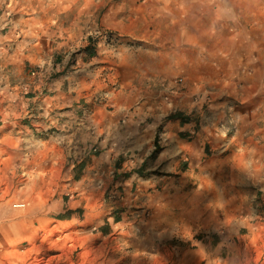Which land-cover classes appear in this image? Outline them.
Returning <instances> with one entry per match:
<instances>
[{
	"label": "crops",
	"instance_id": "1",
	"mask_svg": "<svg viewBox=\"0 0 264 264\" xmlns=\"http://www.w3.org/2000/svg\"><path fill=\"white\" fill-rule=\"evenodd\" d=\"M160 1L166 4V1L180 0L3 1L5 8L0 15V146L12 147L13 153L0 154V161L16 157L25 161L30 155L27 150L31 151L28 146L33 145L31 156L35 159L36 175L35 184L30 188L88 189L95 193L105 189L170 192L172 189H197L190 184L221 173L211 170L210 166L222 159V153L229 150L231 143L218 137L214 124H198L203 107L190 100L196 94L206 96L208 91L202 83L212 81L196 70L211 66L208 59L200 56V51L207 47L202 42V25H199V37L187 35V28L184 32L187 17L182 6L169 5L162 12L153 11ZM227 11L225 6L217 4L214 18L228 17ZM187 15L202 21L203 14L191 9ZM156 16L160 22H156ZM126 18L129 25L124 24ZM109 30L130 33L135 39L140 33H146L148 41L153 38L148 43L163 51L150 56L157 61V70H151L152 65L147 64L146 72L140 73L142 77L137 73L124 74L114 57L101 54V49L108 50L104 44L92 37ZM157 34L164 35L162 43H155ZM215 34L214 38L219 41L218 30ZM174 35L175 42H168V37ZM225 41L229 54L234 45L228 39ZM167 49L177 53H167ZM77 61L83 65L82 72L77 71ZM173 66L179 71L166 69ZM176 74L183 77L179 79V86ZM46 110L47 117L53 119L44 115ZM177 110L180 112L178 118L168 117ZM122 113L130 114L129 119L138 121L141 128L125 134L126 138L119 137L125 124L123 119H118ZM89 117L99 123L98 138L88 148L81 143L77 146L79 150L69 155L66 137L59 133L57 123L63 125L75 119L77 123L85 122L87 130L91 123ZM43 125H50L44 133L39 131ZM30 129H34L35 136L30 135ZM119 141L126 145L118 149ZM210 153L216 155L209 156ZM44 159L52 163L47 169H42ZM113 162L115 174L110 167ZM259 170L264 174V167ZM243 174L254 175L250 169ZM44 175L49 181L42 178ZM59 178L62 179L60 184ZM254 191L262 198L256 207L263 208L264 180ZM4 195V189H0V264H11L12 253L20 243L33 240L42 218L36 214L37 205L33 217L31 205L24 203L25 198L12 202ZM57 202L53 208L63 214L60 222L76 219L77 202L67 205ZM84 209L90 218L100 215L103 207L95 201L86 203ZM257 225L264 226V222Z\"/></svg>",
	"mask_w": 264,
	"mask_h": 264
},
{
	"label": "rangeland",
	"instance_id": "2",
	"mask_svg": "<svg viewBox=\"0 0 264 264\" xmlns=\"http://www.w3.org/2000/svg\"><path fill=\"white\" fill-rule=\"evenodd\" d=\"M3 1L0 0V15L5 8ZM165 3L156 2V10H152L162 12L166 6L181 5L187 17V35L199 37L202 25V42L207 47L200 56L208 59L211 66L196 70L212 81L202 83L208 91L206 96L196 94L190 100L203 107L198 124H214L218 137L231 143L222 159L211 163L210 169L221 173L190 184L197 189L170 192L32 189L36 175L31 156L34 147L28 146L31 151L27 150L30 155L25 161L17 157L0 161V189H4V196L12 202L25 198L32 216L37 205L36 214L42 218L33 240L20 243L12 253L11 264H264V226L257 225L264 222V207H256L262 198L253 193L264 180V174L259 173L264 167V0ZM217 4L225 6L228 17L214 18ZM190 9L203 14L201 23L187 15ZM128 21L126 18L124 24L129 25ZM156 22H160L159 16ZM217 30L219 41L214 38ZM163 36L155 35V43H162ZM92 37L108 51L116 50L118 55L113 60L124 74L142 77L140 73L146 72L147 64L157 70V61L150 56L163 51L148 43L153 38L148 41L146 33L135 39L130 33L109 30ZM226 39L234 45L229 54ZM171 40L175 42V35L168 37L167 41ZM165 52L177 53L174 49ZM166 69L179 71L176 66ZM176 75L179 86L183 77ZM179 114L177 110L168 117ZM29 131L35 136L34 129ZM11 150L12 147L0 146V154H12ZM213 154L216 155L209 156ZM42 163V169L52 164L45 159ZM249 169L254 175L248 177L243 171ZM42 178L49 181L47 175ZM57 181L60 184L62 179ZM57 201L65 205L77 202L75 223L60 222L63 214L53 208ZM95 201L103 210L90 219L84 207Z\"/></svg>",
	"mask_w": 264,
	"mask_h": 264
},
{
	"label": "clouds",
	"instance_id": "3",
	"mask_svg": "<svg viewBox=\"0 0 264 264\" xmlns=\"http://www.w3.org/2000/svg\"><path fill=\"white\" fill-rule=\"evenodd\" d=\"M101 54L105 57H117V52L115 49L112 51H108L106 49H101ZM83 54H81L82 56ZM94 63V61H93ZM76 68L77 71L82 72L83 71V65L80 61L76 62ZM90 86V85H89ZM44 115L47 117V110L45 111ZM130 114L128 113H122L118 119H123L125 121V124L122 126V130L119 137H125V134L131 133V132H138L140 128V123L138 121H131L129 119ZM48 119H53L51 117H47ZM88 121H91V123H88L87 130L85 129V122L77 123L75 119L71 120L68 123H65L63 125H60L57 123L58 131L61 135H64L66 137L65 143L68 145L69 148V155H72L74 151H78L77 148L78 145L81 143H84L85 148H88L91 145V142L95 141L98 138V133L101 131L99 129V123L92 121V118H87ZM46 128H50V125H43L39 131L42 133L45 132ZM52 135H56V133H51ZM126 144L121 143L119 141L118 149L121 146H124ZM78 158V157H77ZM110 167L113 168L114 174H115V162H113ZM59 202H57L58 204ZM75 223V219L73 220Z\"/></svg>",
	"mask_w": 264,
	"mask_h": 264
},
{
	"label": "trees",
	"instance_id": "4",
	"mask_svg": "<svg viewBox=\"0 0 264 264\" xmlns=\"http://www.w3.org/2000/svg\"><path fill=\"white\" fill-rule=\"evenodd\" d=\"M173 118H178V116H175V117H173Z\"/></svg>",
	"mask_w": 264,
	"mask_h": 264
},
{
	"label": "bare ground",
	"instance_id": "5",
	"mask_svg": "<svg viewBox=\"0 0 264 264\" xmlns=\"http://www.w3.org/2000/svg\"><path fill=\"white\" fill-rule=\"evenodd\" d=\"M48 241V240H47Z\"/></svg>",
	"mask_w": 264,
	"mask_h": 264
}]
</instances>
